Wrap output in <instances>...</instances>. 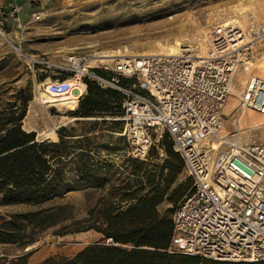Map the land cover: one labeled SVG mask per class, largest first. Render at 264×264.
Segmentation results:
<instances>
[{
    "label": "built area",
    "instance_id": "1",
    "mask_svg": "<svg viewBox=\"0 0 264 264\" xmlns=\"http://www.w3.org/2000/svg\"><path fill=\"white\" fill-rule=\"evenodd\" d=\"M10 9L0 11V37L5 38L11 18L20 29V8ZM248 17L243 28L237 23L209 27L205 51L199 43L182 41L174 55L121 54L98 60L90 52H71L51 63L23 53L5 38L27 65L55 71L45 87L53 98L37 99L45 109L66 108L63 103L74 99L78 84L85 85V95L91 83L120 95L119 120L134 158L143 160L154 142L167 135L192 182L171 217L170 254L264 262V145L246 142L237 126L224 133V109L233 98L234 112L264 117V80L250 70L255 47L264 41V23ZM239 71L245 77L236 89Z\"/></svg>",
    "mask_w": 264,
    "mask_h": 264
},
{
    "label": "rangeland",
    "instance_id": "2",
    "mask_svg": "<svg viewBox=\"0 0 264 264\" xmlns=\"http://www.w3.org/2000/svg\"><path fill=\"white\" fill-rule=\"evenodd\" d=\"M55 5L50 11L37 13L25 26L6 28V38L17 46L23 53L35 55L50 61L59 62L68 53H107L114 55H139L146 53L165 54L170 45L177 46L182 41L201 44L206 31L215 23H238L244 27L249 15L258 23H264V0H53ZM241 19V20H236ZM235 20V21H234ZM11 42L9 44L11 45ZM6 40L0 37V113L12 108L19 111L21 101L19 91L23 90V97L31 96L27 103L26 115L22 121V129L34 132L38 141L47 140L50 130L60 127L72 128V139L76 141L83 136L84 130L90 123L102 121H119L121 127H98L94 132L87 133L95 138L98 145L110 144V155L101 152V158L108 161L117 169L108 177L103 190H76L67 193L63 198L47 203L45 206L66 205L67 213L75 218L84 217L87 210L92 208L97 199L105 195L111 186L119 185L127 176L124 170V158L137 160L131 155V147L124 140L125 124L119 120L121 116L77 118L70 115L65 108L45 109L37 103L38 93L43 91L44 85L50 82L49 77L55 72L52 68L31 67L20 58ZM264 58V41L255 47L253 65H257ZM256 67L251 72L256 74ZM245 77L241 71L235 76V88L239 89L240 80ZM47 81V82H46ZM237 92V91H236ZM237 104L236 98L227 103L225 113ZM238 113V115H237ZM234 120H239L242 138L264 145V123L262 117L250 115L248 111L241 114L235 111V116L225 118L224 133L235 131ZM233 130V131H232ZM244 130V131H243ZM154 142L150 147L145 163L161 168L166 162V155L160 143ZM152 169V167H149ZM167 173V169L164 170ZM179 184L190 186L191 180L186 173L177 178L170 191ZM185 190L183 196L188 193ZM129 204H122V208ZM172 208L168 203L159 207L163 213ZM35 210L29 206L1 207V215L24 213ZM174 213V212H173ZM173 213L170 215L172 217ZM54 228H48L38 233V240L25 248L13 244H0V264L15 263L19 257L26 254L27 264H40L52 256L72 257L88 245L102 242V236L94 231L55 236ZM129 249V246H123ZM18 264V263H15Z\"/></svg>",
    "mask_w": 264,
    "mask_h": 264
},
{
    "label": "trees",
    "instance_id": "3",
    "mask_svg": "<svg viewBox=\"0 0 264 264\" xmlns=\"http://www.w3.org/2000/svg\"><path fill=\"white\" fill-rule=\"evenodd\" d=\"M23 94L20 90L18 112L9 108L0 113V208L29 206L35 210L0 214V244L25 248L38 240L39 232L56 227L52 232L55 236L94 231L103 241L86 246L72 257L52 256L40 264H264L218 262L168 253L173 231L170 215L190 186L179 184L170 191L183 172V162L167 135L160 143L167 157L163 167L124 158L123 167L128 170L125 179L99 197L84 217L67 213L66 205L45 206L72 191L103 190L112 170L118 173L101 158L102 151L110 155L112 149L108 143L98 145L87 133L101 126L121 127L122 123L95 121L76 141L72 139V128L60 127L55 132L57 142L38 141L34 132H26L21 126L31 100L30 95L24 98ZM120 102L118 93L88 83L86 94L70 115L115 118L122 114ZM123 140L126 142L125 137ZM165 202L172 208L160 213L159 207ZM122 204L129 205L122 208ZM107 239L112 242L107 243ZM27 255L15 263L27 264Z\"/></svg>",
    "mask_w": 264,
    "mask_h": 264
},
{
    "label": "crops",
    "instance_id": "4",
    "mask_svg": "<svg viewBox=\"0 0 264 264\" xmlns=\"http://www.w3.org/2000/svg\"><path fill=\"white\" fill-rule=\"evenodd\" d=\"M10 5L18 6L20 8V12L18 13L17 17H18V21L21 27V26H25L27 23L30 22L33 14H37L44 10L45 12L52 10L54 8L55 3L53 0H0V11L4 14L10 13L11 11ZM12 27H16V24L14 20L11 18L8 24V28H12ZM261 59L262 60H260L257 65L252 64V66L256 67L255 72L257 75L264 77V58H261ZM226 108L227 106L225 107V109ZM233 108H234L233 106L229 108L230 111L227 113H225V109H224L225 118L230 117V116H235V112L233 111ZM248 112L250 115L262 117L261 115L257 113L250 112V111ZM88 120H94V119H88ZM262 123H264V117H262Z\"/></svg>",
    "mask_w": 264,
    "mask_h": 264
},
{
    "label": "bare ground",
    "instance_id": "5",
    "mask_svg": "<svg viewBox=\"0 0 264 264\" xmlns=\"http://www.w3.org/2000/svg\"><path fill=\"white\" fill-rule=\"evenodd\" d=\"M248 18L250 19L251 17H248ZM236 20H241V19H236ZM234 21H235V20H234ZM223 24H224L225 26L230 25L229 23H223ZM237 24H238V23H237ZM245 24H246V23H245ZM245 24H244V26H245ZM238 25H239V24H238ZM239 26H240V25H239ZM240 27L243 28V26H240ZM1 37H2V36H1ZM2 38H3L4 40H6V39H5V38H6V35H5V38H4V37H2ZM181 45H182V44H179V45H177V46L170 45L169 48H168V52L165 53V54L146 53V54H139V55H132V56H144V55H174V54L178 53L179 47H181ZM198 48H199V50H201V51H205V50L207 49V45H206V43H205V38H203L202 43L198 45ZM92 52H93V51H91L90 53L94 55V58H98V60H106L107 58H110V57L116 56V55H114V53H113V54H107V53H92ZM117 56H118V55H117ZM120 56H122V55H120ZM46 82H47V81H46ZM48 83H50V82H48ZM48 83H46V84L44 85V89H43L42 93H41V92L38 93V98H37V99H45V100H49V101H50V100L53 98V97H52L53 95H49V94H47L46 91H45V87H46V85H47ZM78 90L80 91V95H79V93H78ZM84 90H85V85H84L83 83H79V84H78V87L76 88V94H75L74 99L71 100L70 102L63 103V104L66 106L65 109L67 110V112H73V111L76 110V107H77V105H78V101H77L76 99H78L81 95H84ZM78 95H79V96H78ZM250 112H251V111H250ZM261 122H262V121H258V123H261ZM234 123H235V125L238 127V130H239L241 133H243V132H242V129H240V127H239V120H238V121L235 120ZM54 131H55V129L50 130V132L47 134L48 138H51V139H53V140L56 139V135H55ZM243 131H244V130H243ZM213 148L217 149V145H215L214 143H213Z\"/></svg>",
    "mask_w": 264,
    "mask_h": 264
},
{
    "label": "water",
    "instance_id": "6",
    "mask_svg": "<svg viewBox=\"0 0 264 264\" xmlns=\"http://www.w3.org/2000/svg\"><path fill=\"white\" fill-rule=\"evenodd\" d=\"M75 94H76V92H75ZM102 120H109V119H102Z\"/></svg>",
    "mask_w": 264,
    "mask_h": 264
}]
</instances>
